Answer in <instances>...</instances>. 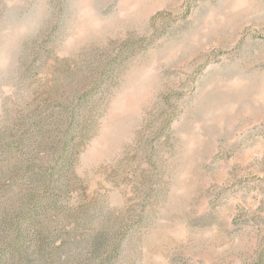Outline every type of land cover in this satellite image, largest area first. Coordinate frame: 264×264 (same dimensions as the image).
<instances>
[{"label":"rangeland","instance_id":"obj_1","mask_svg":"<svg viewBox=\"0 0 264 264\" xmlns=\"http://www.w3.org/2000/svg\"><path fill=\"white\" fill-rule=\"evenodd\" d=\"M0 264H264V0H0Z\"/></svg>","mask_w":264,"mask_h":264}]
</instances>
